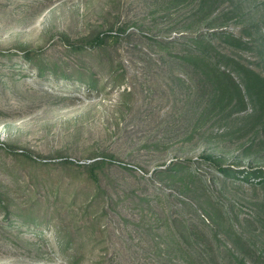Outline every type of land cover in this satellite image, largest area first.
<instances>
[{
  "label": "rangeland",
  "instance_id": "374dc122",
  "mask_svg": "<svg viewBox=\"0 0 264 264\" xmlns=\"http://www.w3.org/2000/svg\"><path fill=\"white\" fill-rule=\"evenodd\" d=\"M246 68L264 0H0V264H264Z\"/></svg>",
  "mask_w": 264,
  "mask_h": 264
},
{
  "label": "trees",
  "instance_id": "16d2710c",
  "mask_svg": "<svg viewBox=\"0 0 264 264\" xmlns=\"http://www.w3.org/2000/svg\"><path fill=\"white\" fill-rule=\"evenodd\" d=\"M244 71L246 77L245 80L246 90L248 91V93H251V96H253L255 100L259 103V105H261V108H264V74L248 68H246ZM221 74L225 79H228L229 81L232 82V85H234L239 98L244 100L245 94H243L241 87H239L237 83L233 80L231 74L229 72H226L225 70L222 71ZM98 164H99L98 160H93L89 162V166L91 170H94ZM221 170L225 173H230L234 169L230 168L229 166H221Z\"/></svg>",
  "mask_w": 264,
  "mask_h": 264
}]
</instances>
